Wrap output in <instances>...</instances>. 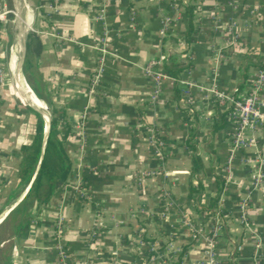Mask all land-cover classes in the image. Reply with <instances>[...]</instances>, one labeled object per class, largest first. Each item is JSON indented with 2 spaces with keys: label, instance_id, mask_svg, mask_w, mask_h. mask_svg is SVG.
<instances>
[{
  "label": "crops",
  "instance_id": "obj_1",
  "mask_svg": "<svg viewBox=\"0 0 264 264\" xmlns=\"http://www.w3.org/2000/svg\"><path fill=\"white\" fill-rule=\"evenodd\" d=\"M6 3L20 16L9 14L10 29L0 23V215L29 183L18 191L21 147L33 140L36 121L15 89L19 21L23 84L34 33L42 46L30 73L37 95L28 87L49 125L56 119L71 165L67 184L46 204L34 199L14 213L24 197L0 222V264H59V245L67 264H203L216 215L218 261L264 264V125L236 141L233 107L212 93L236 98L264 69V0ZM99 5L107 54L89 92L104 30ZM153 61L163 74L157 80L146 72ZM171 61L188 66L172 77L164 67Z\"/></svg>",
  "mask_w": 264,
  "mask_h": 264
},
{
  "label": "trees",
  "instance_id": "obj_2",
  "mask_svg": "<svg viewBox=\"0 0 264 264\" xmlns=\"http://www.w3.org/2000/svg\"><path fill=\"white\" fill-rule=\"evenodd\" d=\"M191 28L192 25L189 20L188 30L190 31ZM262 35L264 42V21L262 23ZM41 48L42 46L39 36L34 33H29L27 43V57L25 59V67L23 69V72L26 83L33 90L35 95L37 94L31 85L30 73L33 60L40 54ZM258 59H260V61L258 62V66L264 68V55L262 57H258ZM187 66L188 65L179 64L175 61H171L169 64L164 65L165 70L172 77H176L178 73ZM33 113L36 120L34 125L33 140L31 141V143L25 144L21 147L22 160L17 173L19 192L29 182L36 168L41 150L44 121L38 112L34 111ZM51 114H53V112H51ZM62 143L63 141L61 140L59 132L56 129V119L53 115H51L44 155L37 176L25 198L14 210V213H19L22 209H24L29 199L31 198L35 199L38 205L46 204L56 189L67 184V176L70 171L71 164L67 154L64 151ZM216 183L218 188L217 190L219 192L221 191L224 181L217 177ZM190 191L193 192L194 187H190ZM216 203L217 199L211 200L212 206H215ZM26 227V225H23L18 230H24Z\"/></svg>",
  "mask_w": 264,
  "mask_h": 264
},
{
  "label": "built area",
  "instance_id": "obj_3",
  "mask_svg": "<svg viewBox=\"0 0 264 264\" xmlns=\"http://www.w3.org/2000/svg\"><path fill=\"white\" fill-rule=\"evenodd\" d=\"M9 14L14 15L13 11L10 10L7 6L6 0H0V23L8 22ZM105 10L103 5L98 7L97 13L95 15V19L103 25V32L99 38L97 49L99 51V57L97 62V69L92 76L89 84L90 91L93 92L95 87L98 85L101 74L103 72V67L105 65V57L107 54L106 44H107V31L105 30ZM162 59V57H160ZM159 61L151 62L146 72L153 79H159L163 76V74L156 69ZM2 71L0 69V81H2ZM264 84V69L257 71L254 75V79L251 82L250 87L239 94L236 98L225 95L224 93L212 91L215 98L219 101H226L231 103L233 109L230 112V117L235 120L237 125V131L235 133L236 141H239L242 133L247 129L256 130L264 125V101L261 96V90ZM157 91H155L156 93ZM80 126H83V123H80ZM262 150L264 151V140L262 144ZM241 220L245 221V216L243 215L244 204L241 205ZM62 223V220H59V224ZM221 233V222L218 215L211 221V226L209 233L206 237L207 249L205 251V261L203 264H221L215 253V245L216 240L220 236ZM58 249V257L59 264H67L68 254L66 253L63 245H59Z\"/></svg>",
  "mask_w": 264,
  "mask_h": 264
},
{
  "label": "water",
  "instance_id": "obj_4",
  "mask_svg": "<svg viewBox=\"0 0 264 264\" xmlns=\"http://www.w3.org/2000/svg\"><path fill=\"white\" fill-rule=\"evenodd\" d=\"M22 36H23V31L20 27H18L17 31L14 32V38H15V43L17 46V50H18V63H17V75L15 77V89L17 90V93L19 94V96L35 111H37L38 113L41 114V116L43 117V119L45 120V129H44V135L42 137V142H41V150H40V155H39V159L36 165V168L31 176V179L27 185V187L25 188V190L23 191V193L20 195V197L14 201L12 203V205H10V207H8V209H6L1 215H0V222L18 205V203L25 197V195L27 194L28 190L30 189L32 183L34 182L39 167L41 165V161L43 159V155H44V150H45V145H46V141H47V137H48V130H49V117L46 113L43 112V110H41L40 108L36 107L33 103H31L30 101H27L23 95V76H22V67H23V63H24V55H25V47L23 45H21V41H22ZM25 87L29 88L27 85H25Z\"/></svg>",
  "mask_w": 264,
  "mask_h": 264
},
{
  "label": "bare ground",
  "instance_id": "obj_5",
  "mask_svg": "<svg viewBox=\"0 0 264 264\" xmlns=\"http://www.w3.org/2000/svg\"><path fill=\"white\" fill-rule=\"evenodd\" d=\"M26 5V4H25ZM17 12V11H16ZM14 13V18H18V15L20 14H17V13H15V11L13 12ZM20 16V15H19ZM28 16H29V14H28ZM18 20V19H17ZM25 20V19H24ZM24 20H23V22H24ZM25 21H27V20H25ZM23 24L19 21L18 22V24H17V29H18V27H21ZM14 31V30H13ZM23 43H24V40L21 42V45H23ZM11 69L13 70L14 69V57L12 58V61H11ZM14 74V73H13ZM23 87H24V90H23V95H24V97H25V99L27 100V101H32V103H34L38 108H39V103L36 101V99L35 98H33V95H32V93L30 92V90H29V88H27V87H25V84L23 85Z\"/></svg>",
  "mask_w": 264,
  "mask_h": 264
},
{
  "label": "rangeland",
  "instance_id": "obj_6",
  "mask_svg": "<svg viewBox=\"0 0 264 264\" xmlns=\"http://www.w3.org/2000/svg\"><path fill=\"white\" fill-rule=\"evenodd\" d=\"M9 6H10V8H11V6H12V3H11V0H9ZM14 18V17H13ZM7 27H9V29H10V23L9 22H7V25H6V28ZM11 33V32H10ZM12 38H10V44H11V42H12V40H11ZM7 42V44H9V42H8V40L6 41ZM15 65H16V59H15V57H14V67H15ZM9 78H10V74L7 72V79H8V83L6 84V86H8V87H10V89H11V91L14 93V90H13V87H12V83H11V78H10V80H9ZM10 81V82H9ZM32 93V92H31ZM33 95V94H32ZM33 98H35L36 99V101L39 103V105H40V109H43V107H44V105H43V103L40 101V100H38L34 95H33ZM16 101L17 102H19L20 104H22L21 103V101L19 100V98L16 96ZM34 203V199H29V201H28V206H30V204H33Z\"/></svg>",
  "mask_w": 264,
  "mask_h": 264
}]
</instances>
